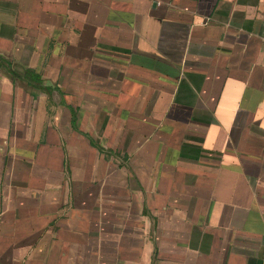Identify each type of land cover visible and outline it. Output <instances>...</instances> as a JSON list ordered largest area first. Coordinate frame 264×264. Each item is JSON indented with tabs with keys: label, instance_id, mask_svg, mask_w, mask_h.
<instances>
[{
	"label": "crops",
	"instance_id": "crops-1",
	"mask_svg": "<svg viewBox=\"0 0 264 264\" xmlns=\"http://www.w3.org/2000/svg\"><path fill=\"white\" fill-rule=\"evenodd\" d=\"M0 264H264V0H0Z\"/></svg>",
	"mask_w": 264,
	"mask_h": 264
}]
</instances>
